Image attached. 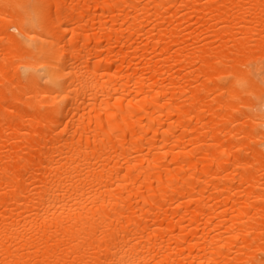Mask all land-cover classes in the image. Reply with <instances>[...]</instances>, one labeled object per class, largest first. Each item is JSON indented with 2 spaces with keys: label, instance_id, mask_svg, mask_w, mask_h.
<instances>
[{
  "label": "bare ground",
  "instance_id": "1",
  "mask_svg": "<svg viewBox=\"0 0 264 264\" xmlns=\"http://www.w3.org/2000/svg\"><path fill=\"white\" fill-rule=\"evenodd\" d=\"M0 264H264V0H0Z\"/></svg>",
  "mask_w": 264,
  "mask_h": 264
}]
</instances>
